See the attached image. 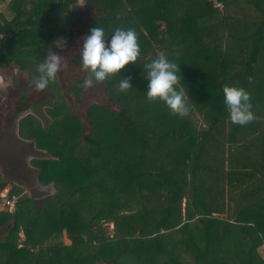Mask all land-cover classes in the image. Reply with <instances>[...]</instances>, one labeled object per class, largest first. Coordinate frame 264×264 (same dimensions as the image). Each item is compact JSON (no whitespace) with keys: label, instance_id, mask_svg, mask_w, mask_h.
<instances>
[{"label":"trees","instance_id":"16d2710c","mask_svg":"<svg viewBox=\"0 0 264 264\" xmlns=\"http://www.w3.org/2000/svg\"><path fill=\"white\" fill-rule=\"evenodd\" d=\"M2 1L0 69L14 65L22 84L56 51L53 41L65 37L77 56L95 26L110 36L122 21L140 56L120 70L132 88L119 90V74L101 82L120 109L94 104L89 131L58 73L44 89L51 126L20 119V137L50 156L33 165L53 197L36 207L0 177L16 198L13 212L0 213V226H12L0 264H264V0H83L85 12L71 11L78 0ZM161 53L180 63L186 113L146 97L143 65ZM224 85L250 93L254 120H229Z\"/></svg>","mask_w":264,"mask_h":264},{"label":"clouds","instance_id":"9594fccd","mask_svg":"<svg viewBox=\"0 0 264 264\" xmlns=\"http://www.w3.org/2000/svg\"><path fill=\"white\" fill-rule=\"evenodd\" d=\"M53 43L60 49L65 47L62 38ZM50 51L51 55L37 64V74L32 77L37 91L46 89L62 68V56L52 48ZM139 56L140 45L134 29L117 28L110 36H106L102 27H92L83 36L81 46V67L89 73L81 86L87 89L94 83L106 81L111 75L119 74L122 78L118 88L121 92H126L133 86L130 78L121 75L120 70L129 63L136 64ZM179 65L176 59H169L164 53L144 63L147 77L146 97L152 101H163L178 113H186L190 109L191 101L181 83ZM222 91L228 118L233 124L245 125L255 119L250 93L245 88L224 85Z\"/></svg>","mask_w":264,"mask_h":264},{"label":"rangeland","instance_id":"374dc122","mask_svg":"<svg viewBox=\"0 0 264 264\" xmlns=\"http://www.w3.org/2000/svg\"><path fill=\"white\" fill-rule=\"evenodd\" d=\"M71 11H86L85 2L83 0H78V2L71 6ZM7 9V1L0 0V14L4 13ZM117 28L126 29L125 26H123L122 21L116 22L113 24V31ZM58 39H61L58 38ZM57 39V40H58ZM62 39L65 41V47L63 49L58 48L56 45V51L59 52V54L62 56V68L58 72V87L62 88L63 90H67L70 95H66V99L68 100L69 104L71 105V111L72 113L81 121L82 125L84 126L86 131H89L91 125L98 124L97 119L90 118V114L88 116V111L90 112L94 109V104H100V105H107L111 107L112 109L118 110L119 105L115 102H111L108 100L104 93V86L101 82L94 83L93 86L84 89L82 85L83 79L87 77L86 71L82 69L81 67V61H80V52L78 56V66H76L75 69L71 68V58L77 57L76 54L78 51L71 50V44L67 42V39L65 37H62ZM48 55H51V51ZM75 56V57H74ZM155 57L151 56L148 60L149 62L154 59ZM67 60L68 63H67ZM69 65L67 69V65ZM72 70V71H71ZM3 74L5 75V79L3 78V86L0 88V95L4 94V96L11 95L13 96H25V98H30L29 93L34 94L33 100L38 99L39 102L37 104H34V102H26L21 103L22 105L19 106L20 108H17V111L20 110V112H16L15 119L18 116H24L31 113H41L39 116H41L39 119L42 120L44 126L47 124L48 119L46 116V111L52 106V99L49 97H46L45 90L37 91L34 87V84L32 82L24 83L22 84L21 78L24 77L23 73L19 71L14 65H12L10 68L6 70H2ZM19 82V83H13ZM22 84V85H21ZM21 86V87H20ZM75 89V92L73 95H71V91ZM43 99H40V98ZM26 104L28 106H26ZM40 104V105H38ZM15 106H13V109ZM13 111V110H12ZM9 117V116H7ZM90 118V119H89ZM14 119V122H15ZM196 119L200 121V125H203V121L201 118L196 116ZM5 122H0V152L3 150V158H7V160H2L0 157V163L2 166L7 167L9 172L5 173L6 178L9 177L13 179V182L16 180L22 181V176H20L16 171L15 167L17 168V162L21 163L23 161L21 155H24V152H27L29 149L25 148L21 145V142L16 140L14 136V128L15 124L12 122L8 123L7 119H4ZM102 121V120H101ZM50 122V121H49ZM6 126V127H4ZM24 151V152H23ZM31 151H28L27 154H31ZM8 157H7V156ZM45 156L47 154H44ZM0 165V166H1ZM145 166L149 164H144ZM6 169V171H7ZM0 177L3 180V177L0 172ZM153 177V176H152ZM151 177V179H152ZM22 178V179H18ZM32 180V179H31ZM148 180L149 177H148ZM11 185L13 183H10ZM35 184L31 185L28 184L27 188L31 186H34ZM31 198L34 199L36 207H38L41 203L51 199L53 197V194L49 189L45 190H36L33 189L31 191L26 192ZM183 206H185V201H183ZM12 224V223H11ZM10 228H12L11 225H8ZM7 226H0V231H4L7 229V231H4L3 234L0 236V241H3V239L9 234V228ZM106 234L110 237L113 235V225L107 224L104 225ZM4 237V238H3ZM24 239L23 234H20V241L18 242L20 245L22 244V240ZM52 238L48 239L46 244H49L52 242ZM65 243L69 244L70 241L68 239H65ZM260 255L264 258V247L259 248Z\"/></svg>","mask_w":264,"mask_h":264},{"label":"crops","instance_id":"0c3cea01","mask_svg":"<svg viewBox=\"0 0 264 264\" xmlns=\"http://www.w3.org/2000/svg\"><path fill=\"white\" fill-rule=\"evenodd\" d=\"M2 70H6V69H0V88L3 86V78L5 79V77H4L5 75L3 74ZM13 83H16V82L13 81ZM17 83H19V82H17ZM17 99L18 100L20 99L19 95L18 96L16 95L13 97L11 95L10 96L9 95L4 96V94L0 95V122H2V123L5 122L4 119L6 118L8 123L12 122L13 124H15V128H14L13 133H14L16 140L21 142V145L24 146V149L28 148L29 149L28 151H31L32 153L27 154L28 151L27 152L23 151L24 155L23 156L21 155L23 161L21 163L17 162L18 167L17 168L15 167L16 171H18L17 173L20 176H22V178H23V179L22 178H18V179H22V181H20V180L16 181L15 180L13 182V179H11L10 177L7 179L5 176V173L9 172V170L7 169V167L2 166L0 163V165H1L0 166V172H1V175L3 177V181L13 183V185H16L17 187L21 188L23 190V193H25V194H27L26 193L27 191L29 192L33 189H35V191L36 190H45V189L50 190L51 189L50 186H41L38 183V178H37L38 177V168L35 165H33L34 160H45V159H49L50 156H48V155L45 156L44 155L45 150L36 147V144L34 141L25 140V139L20 137V135H19V121L25 115L24 116H18L16 119L14 118L16 112H20V110L17 111V108H20L19 106L22 105L21 103H26V102L30 101L32 103L34 102V104H37L39 102V100L38 99L33 100L32 98H28V99L24 98L23 100H20L17 102L16 101ZM38 105H40V104H38ZM13 106H15L14 108H16V109H13L12 108ZM26 106H28V105L26 104ZM31 114L36 116L38 119L41 117V116H39V114H41V113H31ZM7 116H9V117H7ZM46 116H47L48 122L45 126H44L42 120L39 119V121L41 122V126L44 130H47L51 126V124L53 123V121L51 120V118L47 114V111H46ZM14 119H15V122H14ZM4 127H6V126H4ZM0 157L2 158V160H7V158H3V150H1V152H0ZM6 169H7V171H6ZM30 183H31V185H33V184H35V185L31 186L29 188L30 190H28L27 185Z\"/></svg>","mask_w":264,"mask_h":264},{"label":"built area","instance_id":"2783aa9c","mask_svg":"<svg viewBox=\"0 0 264 264\" xmlns=\"http://www.w3.org/2000/svg\"><path fill=\"white\" fill-rule=\"evenodd\" d=\"M12 186L7 185L0 189V213L13 212L16 208V198L11 197Z\"/></svg>","mask_w":264,"mask_h":264}]
</instances>
